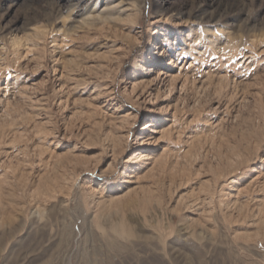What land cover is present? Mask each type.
Here are the masks:
<instances>
[{
  "label": "rangeland",
  "instance_id": "374dc122",
  "mask_svg": "<svg viewBox=\"0 0 264 264\" xmlns=\"http://www.w3.org/2000/svg\"><path fill=\"white\" fill-rule=\"evenodd\" d=\"M0 264H264V0H0Z\"/></svg>",
  "mask_w": 264,
  "mask_h": 264
},
{
  "label": "bare ground",
  "instance_id": "6f19581e",
  "mask_svg": "<svg viewBox=\"0 0 264 264\" xmlns=\"http://www.w3.org/2000/svg\"><path fill=\"white\" fill-rule=\"evenodd\" d=\"M164 40H166V38H165ZM155 41H156V40H155ZM156 45H157V44H156ZM156 45H155V46H156ZM152 46H153V45H152ZM154 51H155V50H154ZM150 61H151V63H152L153 65L158 64L156 61H153V59H150ZM160 62H163V61H160ZM160 64H161V63H160ZM180 68H181V67H179L178 70H180ZM159 72H161V69L159 70ZM162 75H164V78H166L168 81L174 79V78H172L171 76L168 77V75L166 74L165 71L162 72ZM157 78H159V74H158ZM164 78H163V79H164ZM149 127H151V125H150L148 122H145L144 125L141 127V130H144V129L149 128ZM152 130H153V129H152ZM151 132H155V131H151ZM140 134H142V136H143L142 139L140 140V144H146V143L150 142V139H151V138H153V137L151 136V134H147V135H145L144 132H141ZM137 137H138V135H136L135 138H137ZM135 152H136V151H135ZM137 152H138V150H137ZM132 176H133V174H132ZM132 176H130V178H131Z\"/></svg>",
  "mask_w": 264,
  "mask_h": 264
}]
</instances>
